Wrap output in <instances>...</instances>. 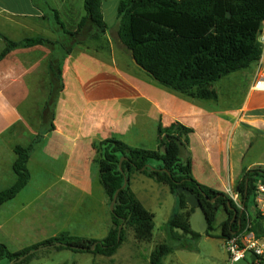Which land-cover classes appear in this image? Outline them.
Listing matches in <instances>:
<instances>
[{
    "label": "crops",
    "instance_id": "1",
    "mask_svg": "<svg viewBox=\"0 0 264 264\" xmlns=\"http://www.w3.org/2000/svg\"><path fill=\"white\" fill-rule=\"evenodd\" d=\"M121 1L102 0L107 49L100 50V42L91 40L74 48L65 60V90L56 107L54 129L44 136L28 162V185L0 206V244L11 252L62 235L90 240L108 236L112 216L100 183V144L108 138L156 150L159 123H181L194 130L187 148L193 178L225 194H238L243 175L264 168V156L246 161L251 139H264V91L253 87L264 75V55L253 70L243 100L234 107L221 104L218 92L217 100L183 97L158 86L143 72L131 71L125 63L127 53L118 38ZM52 10L59 13L68 30H76L86 16L83 0H0V55L7 41H55L62 31L54 29ZM50 57L45 46L20 45L0 60V193L17 180L15 147L30 146L40 134L51 91ZM130 187L155 215L153 239L139 243L134 231L128 236L126 230L117 253L105 257L109 263L126 251L124 245L131 248L132 244L136 249L149 247L150 261L157 228L156 211L151 207L156 210L157 204L162 205V195H172L165 185L139 173L132 175ZM175 205L172 200L165 226ZM254 212L252 209L250 214ZM54 251L58 253L48 251L29 264H48Z\"/></svg>",
    "mask_w": 264,
    "mask_h": 264
},
{
    "label": "trees",
    "instance_id": "2",
    "mask_svg": "<svg viewBox=\"0 0 264 264\" xmlns=\"http://www.w3.org/2000/svg\"><path fill=\"white\" fill-rule=\"evenodd\" d=\"M83 1L86 16L76 30H68L59 13L52 10L54 29L62 31L55 41H7L0 55L2 60L20 45H42L51 51V91L42 113V128L30 146L15 147L13 169L17 180L0 193V206L28 185L31 178L28 162L44 136L54 129L56 107L65 90L67 57L74 48L91 40L100 42V50L107 49L108 26L102 13V0ZM118 21V38L132 64L135 65V58L141 67L139 70L158 86L192 100H217L216 83L249 69L264 55L260 42L264 0H123L118 6ZM193 133V129L181 123L165 126L160 122L156 150L133 147L111 138L103 140L100 144V183L109 205L119 191L111 211L113 226L108 236L103 240H90L62 235L18 253L0 244V264H29L49 250H71L109 258L125 242L128 228L134 231L137 242H152L155 215L145 208L130 187V179L137 173L167 186L176 201L175 212L166 229L177 248L165 243L157 245L150 255V264H162L175 249L193 250L188 241L195 242L202 237L191 229L194 209L188 206L186 196L178 192L180 188L189 190L200 200L209 221L207 237L226 241L239 235L248 216L254 219L253 229L257 236H264V215L258 211L250 214L251 209L256 208V185L259 181L264 183V168L252 169L243 175L237 186L241 199L239 208L227 194L203 186L193 178L187 149ZM126 178L128 184L123 188ZM184 210L187 212L182 213ZM220 215L225 218L221 222L218 221Z\"/></svg>",
    "mask_w": 264,
    "mask_h": 264
},
{
    "label": "rangeland",
    "instance_id": "3",
    "mask_svg": "<svg viewBox=\"0 0 264 264\" xmlns=\"http://www.w3.org/2000/svg\"><path fill=\"white\" fill-rule=\"evenodd\" d=\"M263 32H264V27H263ZM126 61L125 63L131 69V71L141 72L138 67L132 64L129 55H127ZM255 67L256 64H254L252 67H250L247 70L234 73L229 77H227L226 79H223L215 84L214 88L217 90L220 97L222 96L221 104L231 105L234 107L236 104H238L243 100L247 87L249 83L252 81L253 70ZM224 98L228 100L226 101V99ZM255 155H257L258 157L264 156V139H259L257 136L252 138L250 141V147H249L248 155L246 157V161H249L252 158V156L255 157ZM164 188L169 192V189L166 186ZM169 196L170 197H167L166 195H162L161 198L162 205L157 204L156 206L158 210L157 209L155 210V207L150 206L152 209H154V211H156L155 213L157 215L156 237L154 243L151 245L152 249H154L157 245L164 243L172 247L177 246V244L171 241L169 237H166L167 229L166 226L164 225L167 219L166 217L172 209L171 206L172 200H175L173 195L169 194ZM237 206L241 208L240 197L238 199ZM255 211L261 213L257 209V207L255 208ZM224 219H225L224 216L220 215L218 221L221 222ZM130 232L131 229L128 228L127 229L128 236L130 235ZM188 242L189 244H191L193 250L175 249L174 253L166 257L163 260L162 264H229L228 255L225 250L223 240L202 235V237L199 240L195 242H191V241ZM130 247L131 248H129L127 245H124L123 250L126 251L121 253V255L117 257V261L115 263H109L108 258H105L103 256H95L91 253H86V252L72 253L73 251L71 250L58 251V253L54 251V253H50L47 262L48 264H56V263L57 264H150L149 254H148L149 247H145L144 249H136L135 244H132V246ZM72 256H77V257L72 258ZM252 261H253L252 256L248 255L246 260L240 262L239 264H251Z\"/></svg>",
    "mask_w": 264,
    "mask_h": 264
},
{
    "label": "built area",
    "instance_id": "4",
    "mask_svg": "<svg viewBox=\"0 0 264 264\" xmlns=\"http://www.w3.org/2000/svg\"><path fill=\"white\" fill-rule=\"evenodd\" d=\"M260 42L264 48V32L261 34ZM253 87L256 90L264 91V75L256 79ZM256 186L255 205L264 215V183L259 181ZM227 195L237 204L238 194L228 191ZM253 227L254 219L248 216L242 232L224 242L229 264H239L245 261L248 255L253 258L251 264H264V236H257Z\"/></svg>",
    "mask_w": 264,
    "mask_h": 264
},
{
    "label": "water",
    "instance_id": "5",
    "mask_svg": "<svg viewBox=\"0 0 264 264\" xmlns=\"http://www.w3.org/2000/svg\"><path fill=\"white\" fill-rule=\"evenodd\" d=\"M133 63L135 64V66L141 68L138 65L135 58H133ZM127 184H128V179L126 178L125 183L123 185V188H125L127 186ZM178 192L180 194H183L186 196V202H187L188 206L190 208L194 209V213L191 215V218H190V224H191L192 231L197 233V234H200V235H205L208 231V228H209V221H208L206 215L204 214L200 200L187 189L180 188ZM118 194H119V191L116 193V195L113 199V202L110 205L111 211L114 210ZM236 214H237V212H235V215ZM122 230H123V226H121L119 228V238H120V234H121ZM94 248H95V246H93L91 248V250H94Z\"/></svg>",
    "mask_w": 264,
    "mask_h": 264
}]
</instances>
